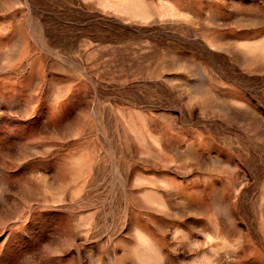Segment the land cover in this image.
Returning <instances> with one entry per match:
<instances>
[{
  "label": "rangeland",
  "instance_id": "obj_1",
  "mask_svg": "<svg viewBox=\"0 0 264 264\" xmlns=\"http://www.w3.org/2000/svg\"><path fill=\"white\" fill-rule=\"evenodd\" d=\"M0 264H264V0H0Z\"/></svg>",
  "mask_w": 264,
  "mask_h": 264
}]
</instances>
